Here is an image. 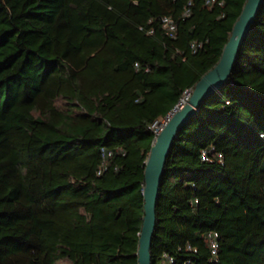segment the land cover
<instances>
[{
	"label": "trees",
	"instance_id": "16d2710c",
	"mask_svg": "<svg viewBox=\"0 0 264 264\" xmlns=\"http://www.w3.org/2000/svg\"><path fill=\"white\" fill-rule=\"evenodd\" d=\"M246 1L0 0V264H139L150 126L219 63ZM260 9L175 138L153 264H264Z\"/></svg>",
	"mask_w": 264,
	"mask_h": 264
},
{
	"label": "water",
	"instance_id": "95a60500",
	"mask_svg": "<svg viewBox=\"0 0 264 264\" xmlns=\"http://www.w3.org/2000/svg\"><path fill=\"white\" fill-rule=\"evenodd\" d=\"M264 0H247L243 11L234 23V28L226 43L219 63L202 75L191 92V96L182 108L171 110L169 120L163 129L155 135L145 169V217L139 239V264H153L152 242L156 232L157 203L167 159L171 153L176 136L197 114L203 100L219 90L227 82L238 62L241 47L257 19Z\"/></svg>",
	"mask_w": 264,
	"mask_h": 264
},
{
	"label": "built area",
	"instance_id": "2783aa9c",
	"mask_svg": "<svg viewBox=\"0 0 264 264\" xmlns=\"http://www.w3.org/2000/svg\"><path fill=\"white\" fill-rule=\"evenodd\" d=\"M207 2L208 3L212 2V0H207ZM162 23H163V27L166 28L167 32H169L171 34H174L176 32V30H177L176 22L174 21V19L171 16H169V15L164 16L162 18ZM192 90L193 89H190V88L186 89V91L183 94L184 96L181 98L179 103L176 105V108H182L186 104V102L188 101V99L191 96ZM171 113H172V111L167 116L154 120V122L151 124L150 128L153 129V131H155L156 134H158L163 129V127L167 123V121L169 120ZM109 154H111V153H109ZM219 157L221 158L222 155L219 154ZM202 159L203 160L208 159V153L206 150H204L202 152ZM206 238H207L208 244L210 245L211 253H212L213 257L216 258L218 255V250L220 248L219 232L217 230H210L207 232ZM164 257L167 261V264H172L174 262L172 256H170L168 254H164ZM185 264H192V261H187Z\"/></svg>",
	"mask_w": 264,
	"mask_h": 264
}]
</instances>
